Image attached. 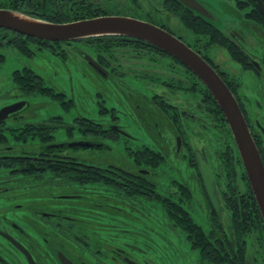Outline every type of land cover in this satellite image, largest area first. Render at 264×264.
I'll return each mask as SVG.
<instances>
[{
    "label": "flooded vegetation",
    "instance_id": "flooded-vegetation-1",
    "mask_svg": "<svg viewBox=\"0 0 264 264\" xmlns=\"http://www.w3.org/2000/svg\"><path fill=\"white\" fill-rule=\"evenodd\" d=\"M228 1L233 5L229 11L230 14L235 15L236 21L227 22L224 29H221L216 24V21H222L224 18V9L221 5L215 7L211 2L206 0H194V8H191L188 4H185L180 0H46L45 5L44 0H0V8L15 9L47 20L55 18L72 20L73 18L82 19L89 15H96L98 12L100 13V11H103L102 5L104 3L112 4L114 8H118L121 4L122 6L128 4V7L133 11H135L137 7L144 9L143 5H146L144 15L147 18L153 20L155 22L154 24L157 23L156 25L162 28L164 27V29L182 39L195 51L200 52L217 70L221 77L225 79L224 81L236 96L254 138L262 141L260 149L264 150V115L261 116L256 113L253 115L248 107V102L249 104L252 102L255 108L260 111L264 108L263 103L260 99L252 101L248 98L242 97L240 91L241 84L238 82V79L232 77L231 74L224 72L220 65L213 61L210 55V50L214 47L224 49L234 62L241 66L243 71H252L257 76L260 74L264 75V55L261 57L260 54H258V47L263 46L262 49L264 50V0ZM137 4H140L141 6H137ZM146 17H144V19H146ZM173 20L175 21L173 22ZM185 20H188V22L191 20L195 23V31L185 25ZM230 22L234 25H229ZM174 23L179 25L177 29L172 27V24ZM186 31L187 33H184ZM246 33H249L252 38L248 40ZM210 35L221 36L222 41L218 44H211L209 40ZM25 38L26 36L23 37L16 32L1 28L0 58L3 59V57L6 56L8 46H14L15 44L20 43H23V47L26 45L31 51V56H26L27 58H34L38 51H44L40 50L41 46L38 43L28 41ZM112 39H119L120 42H134L135 44H138V55H140L141 52L146 54L154 52L155 54L162 55V52L151 45H146V42H137L136 39L133 41V38L130 37L107 36L104 40L110 41ZM257 41L262 43L257 44ZM135 46L136 45L103 46L97 49L95 48L97 51L94 52L93 50L95 49H91L88 45H85L80 50H76L79 56L84 60H86V54L91 55L92 58L96 60L104 70H99L87 61V64L89 65L87 66L88 69L91 70L92 68L94 73L99 76V79L103 81L105 86L108 84V86L113 88L108 90L109 93L112 91L110 97L106 95L107 97L105 98V96L99 91H96L95 93L98 98L105 99L103 101L101 100L102 103H100L101 107L99 108V113L108 115L112 113V119L107 118L105 120L101 119L102 121H96L92 118V120L96 121L95 123L102 133H110V136H112L114 140L117 138L118 143L131 147L134 153L139 150V148L154 150L152 148L156 147L163 154L164 151L162 150L165 149L160 148L159 143L162 142V146H164V143L167 144L170 143V141L169 139H165L158 124L155 122L153 111L150 109V106H152L150 101H152L161 113L167 116L166 112H168L172 121H178L180 132L176 133L174 137V144L176 147L175 154L178 157L181 156L182 159L180 162H184L186 159L190 164L193 162V167L191 168L192 172L197 177L200 189H203L202 177L199 175L200 172L197 171L199 170V167L196 153L200 152V154L207 158V151L204 147L201 149L195 148L200 147L199 140H197L196 137H192V134V138L189 140L188 135H186L189 134L186 130L189 121L193 124L196 122L195 117L199 110L198 104L201 103L199 79L191 77L189 78L190 80L182 79L180 82L171 83L148 79L151 82V86L149 87L146 78L139 79L142 85H144L145 91L130 85L127 80H136L137 77L131 76V73L125 70L128 66L124 69V64L121 62L119 56L114 55V48L119 47V49L130 51L134 50L136 48ZM14 48L19 51L18 48ZM231 52L235 53L234 57L231 56ZM125 55L128 56L129 54ZM138 55L134 54V57H131L135 59ZM145 57H149V55L141 54V58ZM164 57L169 58L167 55H164ZM128 60L129 59H127V61ZM2 63L3 62H0V64ZM25 68H29L36 72L31 66L24 67L23 69ZM36 74L40 75L38 72H36ZM42 79L44 80V78ZM149 89L151 90L150 95L148 94ZM186 94H188V96ZM24 97L25 95H23L21 91L18 89L15 90L14 88L12 91L6 93V99L10 101L6 106L17 103L18 101H21V99L25 100L23 99ZM107 99H115L116 106L110 108L106 107L104 103L106 104ZM121 100L129 107L130 111L128 116H126V113L117 109ZM205 107L208 108L206 111L210 112L211 115L212 108L209 106ZM22 110L13 113L8 119L0 122V200L3 199L10 202L16 198V196H22L23 192L29 187L40 191L49 186L50 182L43 183L44 178L48 174L39 171L33 173L31 171L32 165L54 162L66 166L69 165L72 168L74 164H78L81 169L85 171L83 172V176L86 178L88 176L87 170L89 167H92L93 169H103L97 164H91L89 158L83 156L82 151H73V148H81L84 150L83 147L91 146L93 149L112 150L114 149V146L111 144L107 143V145H105L102 143L99 145L90 141L83 142L81 141V135V138L68 137L59 142L49 138V135L38 138L28 137V139L24 138V140L21 138L18 140L17 135L19 132H23V129L27 128L25 126L26 124L32 123L24 121L27 114L22 113L21 115L20 113ZM131 111L133 114H131ZM123 113L125 115L123 118H132L133 115L137 120L138 125L135 124V129L132 130V132L129 131L126 124L121 123V115ZM83 118H85L87 122L91 119L88 117ZM14 121L26 123L14 124ZM42 122L44 121L37 123ZM32 124H36V122ZM17 129L20 130L15 134L14 131ZM55 131L56 130L54 129L50 135L53 136ZM113 135H115L116 138ZM154 135H157V137H153ZM41 138L44 139L41 140ZM67 148H71V150H68ZM96 161L99 162L98 159H96ZM166 164L167 161L161 167L162 170H164ZM35 169L40 170V166H37ZM167 169L169 171L174 170L169 166ZM113 170H115L114 166ZM135 171L137 170L135 169ZM140 171L144 172L143 170L138 169V172ZM127 172L130 177V182H126V184L131 188L130 191H135V187L137 186L135 177L137 174L132 173L131 171ZM115 174L117 173L106 174V176L118 178L119 176H115ZM144 174H147L148 176H158L159 172H155L153 169L151 170L150 167L146 170V173L144 172ZM49 177L53 178L51 182L55 185V177H53L52 174L49 175ZM179 180L180 179L176 176L168 178V188L163 191L165 194L176 197L175 199L180 203V207H183L184 202L180 198L178 187L184 189L187 188L188 185ZM150 184L154 185L151 182ZM69 185L75 189V185L72 183H69ZM67 188L68 186L65 187V189ZM154 189L152 190L155 191ZM70 191L73 190L66 191V195H68L67 197L76 196L74 198L84 197L83 199L86 201L91 200V195L89 194H83L78 190H76V193ZM86 191L88 193L95 192L93 190ZM97 193L101 192L98 191ZM191 193H193L192 190ZM104 197L102 199L103 204H105ZM125 197H128V199H124L123 207H113L121 209L124 213L141 212L142 217L139 218L146 219L148 222L147 213L142 212L138 207H135L138 199L136 195L126 194ZM54 198L58 199V197ZM149 200L151 199H146L147 202H150ZM195 201L198 203L200 202L197 199ZM131 203H134V205H131ZM17 205L20 206V204ZM189 205L192 206L191 203ZM129 206H131V208H129ZM87 210L96 212L95 208L89 207ZM148 210L149 208L147 209V212H149ZM2 213H4V216L0 219V264H43L42 260L45 258L44 254H42L39 243L34 241L25 229V226L29 224L27 223L24 225L22 222L18 221L16 219V212L11 215L12 213L6 209ZM42 214L43 215H39L37 213V221L47 226L50 234H52L51 238H44V243L51 249L50 259L53 256L54 263L51 264H88L86 259L81 260L80 257L89 259L91 264H157L155 259H158L159 256L154 254V245L149 237H144L142 235L141 237H138V225L137 227L131 228L127 226L128 223L126 221L122 220L123 229H117L114 227L121 225L118 221L105 223L95 219L96 222L92 223L94 225L91 223L89 224L87 221L85 222L86 226L82 228L83 231L81 230V238H78L73 237V232L68 231L70 229L66 230L64 228V222H67V225H69L71 229L79 232L76 218L81 216H67L58 214L55 211L42 212ZM93 217L98 218L97 214H93ZM87 220L89 221L88 217ZM134 221L137 224V219ZM106 230L110 231V239L105 237L107 240H102L105 239L104 234L108 233ZM124 234H126L127 237H130L132 242L123 239ZM96 236L101 241L91 239ZM138 238H146V242L139 243ZM61 240H64V242H61ZM5 241L10 242L11 247L4 246ZM72 245L77 249V253L68 249V247ZM17 251L19 253H17ZM45 256H48V254H45Z\"/></svg>",
    "mask_w": 264,
    "mask_h": 264
},
{
    "label": "rangeland",
    "instance_id": "rangeland-1",
    "mask_svg": "<svg viewBox=\"0 0 264 264\" xmlns=\"http://www.w3.org/2000/svg\"><path fill=\"white\" fill-rule=\"evenodd\" d=\"M206 1L211 2L215 7L221 5L224 9V18L222 19V21H216L218 27L224 29L227 22L236 21L235 15L230 14L229 9L233 7V5L230 4L228 0ZM128 6V4H124L123 6L121 4L118 8H114L112 4L104 3L102 5V8L103 11L107 9H114L112 11L121 12L122 14L144 15V9H146V5H143L144 9L138 8L135 11L130 9V7ZM136 17L139 18V16ZM55 19L60 20L57 18ZM174 21L175 20H173V22ZM231 22L229 23V25L231 24L233 26L234 24H232ZM177 23L172 24V27H174V29H177L179 27ZM184 33H187V31ZM246 36L248 40L252 38L249 33H246ZM259 43L262 42L257 41V44ZM103 45L104 47L125 45L134 46L133 43L120 42L119 39L106 41L103 43ZM14 47L18 48L19 51ZM72 47L73 48L68 46L63 47V49L66 50L68 54V59L64 60L61 56L56 55L54 52L51 53L45 50L38 51L34 58H27L26 55H24L21 51L22 49L20 47V44L8 46L6 50V56L3 57V59L0 58V62H3L2 64H0V109L10 102L6 99V93L12 91L14 88L15 90L17 89L16 81L14 80H23L25 78L20 77L17 71H23V68L27 66H31L33 69H35L36 72H38V74H40V76L44 78L45 84L47 86L54 88L57 92L64 93L66 98L73 100L74 103L70 107V109L67 110L60 104V102H58L57 100H53L48 96L33 93L32 95H27L21 90L22 94L25 95V97L23 98L25 100L21 99V101H26V103L28 104V107L24 108L20 113L21 115L22 113L27 114L24 118V121L32 123L41 121L46 122L52 116H63V119L65 120L67 127L69 128H66V126H64L63 128L56 130L52 137L54 141L59 142L67 139L68 137L81 138L82 136L81 141L83 142L90 141L99 145H101L102 143L105 145H107V143L113 145L114 149L112 150L93 149L91 146L83 147L84 150L81 148L79 150L82 151L83 156H87L89 158V162L91 164H97L103 169H106L105 174L117 173L115 174V176H119L118 179L122 180L124 184H126V182H130V177L127 171H131L132 173L137 174V176L135 177L137 183L148 181L149 183L151 182L154 184L152 185L153 188H143L148 192L147 195L143 190L142 192L144 193L137 194L139 195V198L137 199V203L135 206L138 207V209H140L142 212L147 213L148 222L146 221V219L139 218L142 217L141 212L124 213L121 209L113 207L124 206V199H128V197H125V195L128 194L126 192L131 189L130 187H128V189L119 188L123 190L122 192L118 191L117 188H113L109 184L104 183V181L91 180L86 182L85 180L87 178L83 176V172L85 171H83L81 167L73 166L72 168L80 169L82 172L73 173L72 171L78 170H73L69 165L66 166L54 162L47 163V165H50L51 167H46V169L38 170L39 172H45L48 174L43 180V183L50 182L48 187L45 186L46 188L41 189L40 191L29 187L23 192L22 196H16V198L11 200L10 202H7L3 199L0 200V219L4 216V213L2 212L7 209L10 211V213H12L11 215L16 212V219L18 221L22 222L24 225H26L27 223L29 224L25 226V229L26 231H28V234L31 236V238L39 243L42 254H44L45 258L44 260H42L43 264L54 263L53 256L50 259L51 249L44 243V238H51L52 234H50L49 228L47 226L37 221V213L39 215H43L42 212L52 211L67 216H81L76 218L79 232L71 229L69 225H67V222H64V228L66 230L70 229L68 231L73 232V237L81 238V230L83 231L82 228L86 226V221L89 222V224L96 222L95 219L105 223L118 221L121 223V225L114 228L123 229L122 220H124L128 223L127 226L131 228L137 227L138 225V235L140 234V236L142 235L144 237L147 236L151 239V242L154 245V254L159 256L158 259H155L157 264H210V262H208L207 260L203 261V249L200 246L194 245V243L189 241L188 234L183 230L181 226L178 225L180 223V220L176 217L174 211H168V208H164L161 200L165 199L166 197V200H171L177 204H180L176 201V197H174L173 195L170 196L168 194H165V192L163 191L164 189L168 188V178H170L171 176H176L178 179H180L179 181H182L184 184L188 185L187 188L190 191L189 194L178 187V190L180 191V198L184 202L183 208L186 209L189 216L197 224L202 226L204 234L207 237L211 238L214 242L216 241L218 235L223 237L226 236L231 242H233V240L237 242L238 239L234 220L235 209L233 208L231 202H228V206H226L223 197H225V193L228 189V180L236 183L235 185L238 187L237 191L240 192H244L246 190L247 184L243 176L245 168L241 161V157L236 143L233 139L229 124L212 109L210 115V112L206 111L208 110V108L203 105L206 102L200 99L201 103L198 104L199 110L197 111V115L195 117L196 122L193 124L189 121L187 128L185 127L187 132L189 133L186 134L188 135L189 140L192 137H196V139L200 142V147L195 148L201 149L202 147H204L207 151V160L211 167L217 185L218 196L222 202V205L224 206L223 217L222 219H220L219 217H216L218 215L215 216V214L217 213L214 210L211 201L209 202L207 196H205L204 189H200V184L197 180V177L191 169L193 167V162L190 164L187 159L184 162H180V160L182 159L181 156L178 157L175 154L176 147L174 144V137L176 133L180 132L178 121H172L168 112H166L168 117L161 113L157 109V106L152 103V101H150L152 105L150 106V109L153 111L155 122L158 124V127L165 136V139H169L170 141V143H164V146H162V142L159 143V147L165 149L162 150L164 151L163 156L165 157V162L167 161L164 170H162L161 167L165 163L160 164V166L156 167L155 165L150 166L149 162L147 161H144L143 164H139V160L136 158L135 153L142 148H139V150L134 153L131 147L124 146L118 143V139L115 135L113 136H115L116 140H114L112 136H110V133H102L99 128L94 129L87 122H85V125L76 124L74 122V119L76 117H79V119L88 117L91 118V121H93L92 118L96 121H99L101 119L105 120L107 118L112 119V113L109 115L99 113V108L101 107L100 103H102V101L105 99L98 98L97 94L95 93L96 91H99L105 96V98L107 96L110 97V93H112V91L109 93L108 90L113 88H111V86H108V84H106L105 86L103 84V81L99 79V76L94 73L93 69L91 67V70L88 69L87 66L89 65L87 64V61L79 56V54L76 52V47L74 45ZM135 47L136 48L134 50L130 51L119 49V47L114 48V55L119 56L121 62L124 64V69L128 66L129 69L127 67V69L125 70L131 73V76L137 77L136 80H127L130 85H133L134 87L140 88L142 91H145V87L144 85H142L139 79L146 78L147 83L149 84L148 87L151 86V82L148 79L160 80L168 83L180 82V80L182 79L190 80L189 78L191 77H189V73H187L185 69L182 68V66H180L174 59L170 57H164L163 53H161L162 55H158L154 52H150L149 54L141 52L142 55H149L150 57L141 58V54L138 55V47ZM262 48L263 46L258 47V54H260L261 57H263L264 55V50ZM125 54L129 55L126 56ZM134 54L138 55L135 59L131 57H134ZM210 55L213 61L216 64H219L224 72L229 73L232 75V77L238 79V82L241 84L240 91L242 97L248 98L252 101H257L258 99H260L264 105V75L260 74L259 76H257L252 71H243L241 66L234 62V60L224 49L214 47L210 50ZM127 59L129 60L127 61ZM150 92L151 90L149 89V95ZM186 95L188 96V94ZM234 97L236 98L235 95ZM104 105L108 108L116 106L115 99H107L106 104L104 103ZM248 107L250 108V111L253 115L255 113L260 114L261 116L264 115V108L258 111L252 102H250V104L248 102ZM117 109H119L121 112L126 113V116L129 115V107L122 100L120 101V105L117 106ZM124 113L121 115V123L126 124L129 131L132 132V130L135 129L137 120L133 115L132 118H123L125 116ZM131 114H133L132 111ZM96 121L93 122L95 123ZM25 123L26 122L14 121V124ZM32 123H28V125H31ZM28 125H25L28 130L34 129ZM32 134L33 132H31L30 135L31 138H33ZM153 137L156 138L157 135H154ZM43 139L44 138H41V140ZM255 141L257 146L262 144V141H260L259 139H255ZM152 149L161 153V151H159V149L156 147ZM262 158L264 159V156H262ZM96 159H98L99 162H97ZM41 165L42 164H40L39 166ZM44 165L41 167L43 168ZM113 166L115 167V170H113ZM168 166L173 168L174 170L169 171L167 169ZM150 167L151 170L153 169L155 172H159V175L148 176L147 174H144V172L146 173V170H148ZM135 169L137 171H135ZM138 169L143 170L144 172H138ZM38 171L32 172L34 173ZM87 171H89V169ZM197 171L199 172V170ZM51 174L53 177H55V185L51 182L53 178L49 177V175ZM69 175L71 177H69ZM56 177H58V179H56ZM78 177L83 179H78ZM69 183L75 185V189L72 188ZM67 186L68 188L65 189V187ZM152 189L159 193L162 199L158 197ZM68 190H73L70 191L72 193H76V190H78L83 194H89L91 195V200L86 201L83 199L84 197H67L68 195H66V191ZM86 190H93L95 192L88 193ZM191 190L193 193H191ZM98 191L101 193H97ZM240 192L238 194H240ZM134 193L135 192H132L131 195H133ZM54 197H58V199H55ZM103 197L105 204L102 203ZM147 198L151 199L152 201L149 200L150 202H147ZM196 199L200 202L198 203L197 201H195ZM190 203L192 204V206L189 205ZM17 204H20V206ZM131 205H134V203H131ZM89 207L95 208L96 212L87 210V208ZM129 208H131V206H129ZM148 208L149 212H147ZM93 214H97L98 218H94ZM87 217L89 218V221L87 220ZM136 219L137 224L134 221ZM220 225H222L223 230L220 229ZM213 229L214 232L212 233L211 231ZM106 231L108 233L104 234V238L108 237L110 239V231ZM146 238H138V242L144 243L146 242ZM91 239H97L98 241H101L97 238V236L92 237ZM123 239L131 241L130 237H127L126 234H124ZM102 240L107 239L105 238ZM244 240L249 243V246L252 244L250 243L252 241L251 236L246 235L244 237ZM61 242H64V240H61ZM253 244L255 247L256 245L254 241ZM4 246L11 247V244L10 242L5 241ZM68 249L77 253V249L73 245L69 246ZM17 253L19 252L17 251ZM45 254H48V256H45ZM252 258L253 256L251 253V248H249L248 255H246L245 258V264H247L248 260H250V263L252 264ZM80 259H86L88 264H91V261L85 257H80Z\"/></svg>",
    "mask_w": 264,
    "mask_h": 264
},
{
    "label": "trees",
    "instance_id": "trees-1",
    "mask_svg": "<svg viewBox=\"0 0 264 264\" xmlns=\"http://www.w3.org/2000/svg\"><path fill=\"white\" fill-rule=\"evenodd\" d=\"M137 6H141V5L137 4ZM121 14H122L121 12H114L112 11V9L111 10L107 9L104 11H100V13L98 12L96 15H89L88 17H85L82 19H88V18H94V17L106 16V15H121ZM123 15H130V14H123ZM32 16H35V15H32ZM131 16H134L135 18H138L136 16H139L140 19H144V17H146L145 15H141V14H138V15L133 14V15H130V17ZM36 17L42 18L39 16H36ZM82 19L73 18L72 20H63V19L62 20L61 19L60 20L44 19V20L55 22V23H67V22H73V21H78ZM145 20L151 23H155L153 20L147 17ZM184 23L188 28L195 31L194 27L196 26L193 21L190 20V22H188V20H185ZM105 38L106 37H93V38L81 39V40H76V41H56V42L48 41V40H37V39H33L27 36L25 39L28 41L38 43L41 46L40 50H48V51L54 52L56 55L61 56L64 60H67L68 54H67V51L63 49L64 46L73 48L72 46L74 45L76 49L80 50L82 47H84L87 44L91 49H95L100 46L102 47L104 46L103 43L106 42L104 40ZM132 40L135 41V39H132ZM136 40L137 42H141V40H138V39ZM209 40L211 44H218L220 43V41H222L221 36H218V35H210ZM131 43H133V45H136V46L138 45V44H135L134 42H131ZM147 44L148 43H146V45ZM148 45H151V44H148ZM20 47L24 55L31 56V51L26 45L25 47H23V43H20ZM153 47L159 50L160 52H162L164 55H167L168 57L174 59L173 57H171L164 51L158 49L155 46ZM93 51L95 52L97 50L95 49ZM231 56L234 57L235 53L231 52ZM174 60L178 62L179 65L183 66L185 71L189 73V77H194L198 79V77L191 70H189L186 66L181 64L178 60L176 59ZM17 73L19 74L20 77H23V78L25 77L24 79L22 78L23 80H14L16 81L17 89L20 91L22 90L25 94L32 95L33 93V94H40V95L48 96L52 98L53 100H57L58 102H60V104L67 110H69L70 107L73 105L74 103L73 100L67 99L64 93L57 92L54 88L47 86L45 84V81L40 77V75H37L36 72L32 71L31 69L25 68L23 71L21 70L17 71ZM198 81L200 82L199 85L201 88L200 99L206 102L203 105L211 107L213 111L217 112L223 118V120H225L224 115L221 109L219 108V106L217 105V102L215 101L212 94L202 84L200 80ZM80 119L79 117H76L74 119V122L76 124L85 125V122H87L86 119L85 118H80ZM87 123L94 129L98 128L96 127L95 123L91 120H89V122ZM28 126H31L34 129L28 130V128H24L23 132H19V134L17 135L18 140L21 138L23 140L24 138L28 139V137H30L31 135V132H33L32 134L33 138L43 137L45 135H49L50 136L49 138H52L53 136H51L50 133L54 131V129L58 130L60 128H63L64 126H66V128H69L67 127V124L65 120L63 119V116H52L46 122L31 124ZM19 130L20 129H17L16 131H14V133L17 134ZM260 146L261 144L258 145L259 149H260ZM67 149L71 150V148H67ZM73 149H74L73 151L79 150V148H73ZM260 151H261L262 156H264V150L260 149ZM135 155L137 159L139 160L138 161L139 164H143L144 161H147L149 162L150 166L155 165L156 167V166H160V164L165 163V157L163 156V154L155 150L142 148L139 151H137ZM39 165L40 164L32 165L31 171H38V169H35V168ZM43 165L44 164H42L41 166ZM41 166L40 168H42ZM73 166L80 167V165L78 164L76 165L74 164ZM46 167H51V166L45 164L42 169H46ZM72 169L78 170V171H72L73 173L81 172L80 169H75V168H72ZM88 169L89 171H87L88 176H87V179L85 180L86 182L91 181V180L104 181V183H107L111 187L117 188L118 191H122V192L123 190L119 188L128 189L129 187L127 186V184H124L123 181L119 180L118 178L107 177L105 174L106 169H96V168L93 169L92 167H89ZM243 176L247 184L246 190L244 192L237 191L238 187L235 185L236 183L228 180L227 181L228 189L225 193V197H223L226 206H228V202H231L233 208L235 209L234 210V220H235L236 234H237V239H238L237 242L235 240L231 242L229 238H227L226 236L223 237L220 235L217 236L215 242L212 241L211 238L207 237L204 234L202 226L197 224L189 216L185 208L180 207L179 204L171 200H166L167 199L166 197L165 199H162L160 194L154 191V193L162 199L161 201L163 203L162 205L164 206V208H168L169 209L168 211H171V210L174 211V214L180 220V223L178 225L181 226L183 230L188 234L189 241L194 243V245L200 246L203 249V253H204L202 257L203 261L207 260L208 262H210V264H245V258H246V255H248L249 248H251V253L253 256L252 261H251L252 264H264V221L261 216V212L255 200L253 191L251 189V186L249 184L245 171L243 173ZM69 177L71 176L69 175ZM56 179H58V177H56ZM78 179H83V178L78 177ZM147 182L137 183V186L135 187V191L129 190L128 192L126 191L125 192L130 195L132 194V192H135L133 195H137V194L145 192L147 195L148 193L144 189L153 187L149 182L148 183ZM202 188L205 191L203 183H202ZM142 190L144 192H142ZM182 190L190 194V191L188 188H184ZM239 192L240 194H238ZM205 196H207V199L210 202L206 191H205ZM136 197L139 198V195H137ZM216 215L217 214H215V216ZM216 217L218 218V216ZM219 227L221 230H223L222 225H220ZM211 232L213 233L214 229ZM246 235L251 236L252 241L250 243L252 244L250 246H249V243L244 240V237ZM138 236L141 237L140 235ZM253 241L256 245L255 247H254ZM232 255H235V256H232Z\"/></svg>",
    "mask_w": 264,
    "mask_h": 264
},
{
    "label": "water",
    "instance_id": "water-1",
    "mask_svg": "<svg viewBox=\"0 0 264 264\" xmlns=\"http://www.w3.org/2000/svg\"><path fill=\"white\" fill-rule=\"evenodd\" d=\"M195 7L194 0H180ZM46 0H44V5ZM7 29L21 35L48 41H76L93 37L123 36L144 41L169 54L191 70L209 90L224 118L229 124L239 151L249 183L264 221V161L246 118L234 94L217 70L182 39L164 28L134 17L106 15L67 23L50 22L28 13L0 8V29ZM85 59L104 70L90 56ZM28 107L26 101H19L0 110V122L13 113ZM199 170L209 199L218 217L222 219L224 206L218 196L217 185L207 158L196 153ZM247 264H251L248 260Z\"/></svg>",
    "mask_w": 264,
    "mask_h": 264
}]
</instances>
